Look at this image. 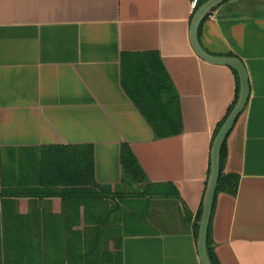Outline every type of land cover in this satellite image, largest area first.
<instances>
[{
  "label": "crops",
  "instance_id": "1",
  "mask_svg": "<svg viewBox=\"0 0 264 264\" xmlns=\"http://www.w3.org/2000/svg\"><path fill=\"white\" fill-rule=\"evenodd\" d=\"M193 2L0 0V150L93 144L95 179L114 189L127 142L151 183L178 192L152 199L168 209L151 214L149 232L124 236L122 264H202L193 225L216 127L237 80L230 66L193 49ZM199 41L211 55L240 58L249 82L246 106L227 137L225 170L238 173L240 183L235 196H217L215 252L221 264H264V0H225L204 21ZM148 50L160 53L179 94L178 135L156 138L122 86V53ZM16 205L20 214L31 209L29 198ZM39 206L62 208L59 198ZM5 260L0 194V264Z\"/></svg>",
  "mask_w": 264,
  "mask_h": 264
},
{
  "label": "trees",
  "instance_id": "2",
  "mask_svg": "<svg viewBox=\"0 0 264 264\" xmlns=\"http://www.w3.org/2000/svg\"><path fill=\"white\" fill-rule=\"evenodd\" d=\"M206 1L197 0L195 11ZM209 14L199 26V38ZM232 70L237 80L236 95L218 122L214 139L238 100L240 80L238 72ZM121 83L156 138L183 131L180 97L158 51L123 52ZM227 156L226 140L220 153L213 209L219 193L235 196L238 192L240 175L225 170ZM121 166L122 181L113 189L95 179L93 144L0 150L5 264H122L124 236L142 235L153 229L148 221L152 199L177 197L178 192L172 185L151 183L127 142L121 145ZM210 170L211 159L205 193ZM22 197L31 201L26 214L17 211V199ZM50 198L61 200L59 213L39 206L42 200ZM203 201L193 225L197 240ZM132 205L140 210L131 208ZM207 253L212 264H221L211 238V222Z\"/></svg>",
  "mask_w": 264,
  "mask_h": 264
},
{
  "label": "water",
  "instance_id": "3",
  "mask_svg": "<svg viewBox=\"0 0 264 264\" xmlns=\"http://www.w3.org/2000/svg\"><path fill=\"white\" fill-rule=\"evenodd\" d=\"M225 0H208L198 7L191 22L190 37L193 49L202 59L217 64H224L234 68L239 75L240 89L237 103L235 104L233 110L227 117L226 121L217 133L212 149H211V170L209 181L203 201V211L201 215V220L199 221V233H198V251L202 264H212L208 253H207V239L208 230L213 213L214 197L216 194V185L219 177V161L220 153L224 142L227 140L228 135L233 129L237 119L242 114L249 95V82L247 77L246 66L244 62L234 56H214L207 53L201 46L198 29L201 22L204 20L206 15H208L214 7L221 4Z\"/></svg>",
  "mask_w": 264,
  "mask_h": 264
},
{
  "label": "rangeland",
  "instance_id": "4",
  "mask_svg": "<svg viewBox=\"0 0 264 264\" xmlns=\"http://www.w3.org/2000/svg\"><path fill=\"white\" fill-rule=\"evenodd\" d=\"M152 214L153 215H156L157 214V212L158 211H165V210H167L168 209V205L166 204V203H162V204H156L155 202H154V204H152ZM131 208H133V209H137V210H140V207H135V206H131ZM155 217V216H154ZM157 220H158V218H156ZM152 222H153V220H152ZM154 223H156V220H155V218H154ZM113 244V242H111L110 243V246ZM113 246V245H112Z\"/></svg>",
  "mask_w": 264,
  "mask_h": 264
},
{
  "label": "built area",
  "instance_id": "5",
  "mask_svg": "<svg viewBox=\"0 0 264 264\" xmlns=\"http://www.w3.org/2000/svg\"><path fill=\"white\" fill-rule=\"evenodd\" d=\"M196 2H197V0H194V2H193V7L196 6Z\"/></svg>",
  "mask_w": 264,
  "mask_h": 264
}]
</instances>
